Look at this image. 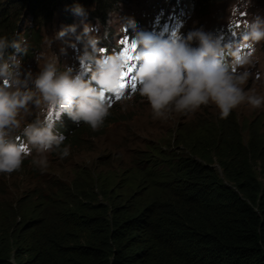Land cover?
Listing matches in <instances>:
<instances>
[{
    "label": "clouds",
    "instance_id": "1",
    "mask_svg": "<svg viewBox=\"0 0 264 264\" xmlns=\"http://www.w3.org/2000/svg\"><path fill=\"white\" fill-rule=\"evenodd\" d=\"M256 1L251 10L245 0L232 4L228 10L230 15H226L228 21L224 20L223 25L218 24L222 19L217 18L226 10L210 20L203 19L202 24L210 32L188 24L201 7V0H168L152 5L148 0L147 5L139 4L137 8L132 5L134 0H123L108 12L104 21L94 14L86 15V10L76 5L74 18L90 21L76 38L83 46L74 43L75 51H65V47L58 50L54 57L45 60L34 78L30 71L21 72V55L28 52L25 38L19 34L11 40L0 37V174H19L28 161L43 172L49 167V160L66 162L70 145L74 151L85 140L100 133L103 136L99 139H106L108 134L104 130L119 137L118 125L125 118H114L117 117L114 113L125 102L150 105L153 119L160 120H168L175 113H194L211 103L219 110L218 117L213 121L207 115L194 127L200 141H207L209 136L214 141L221 126L219 118L230 117L226 123H235L244 145L251 136H256L260 146H264V119L257 114L241 117L237 110L233 111L241 104L253 109L264 107V95L254 88L245 90L250 81L264 83V0ZM120 5L126 9L123 11ZM115 11L127 13L125 23L118 29L108 27ZM95 23H99L100 28L93 34ZM69 28L75 32L74 25ZM67 31L61 29L56 38L64 37ZM126 42L127 46L132 42L135 45L134 53H130L131 61L122 51ZM261 47L262 55L256 63L255 53ZM9 48L13 53H8ZM29 80H32L30 87ZM30 105L35 106L40 115H32ZM29 114L31 119L25 121ZM120 114L123 113L116 115ZM124 124L125 121L122 127ZM137 128L134 125L128 133ZM191 146L181 141L174 145L177 155L173 168L153 193L150 189L154 188L155 179L149 176L151 173L146 175L148 182L143 187L117 185L114 179L121 175L122 168L116 172L118 165L113 162L124 150L122 145L108 144L103 151L93 152L88 159L93 164L78 173L86 176L87 185L73 186L62 174H39L38 179L36 176L3 184L0 229L11 240L17 235L36 232L34 225L47 217L57 199L65 201V187H69L71 193L81 194L83 201L104 203L110 208L111 199L116 195L132 200L133 209L139 212L146 203L166 191L168 185L165 184L175 178L177 163L184 157L208 163L223 177L216 155L206 161L207 158L204 160L191 151ZM136 153L140 154L135 162L145 170L147 157L142 150ZM123 170L127 173L124 166ZM118 204L129 205L125 200ZM67 206L80 210L78 203ZM13 250L11 247L9 260L16 264Z\"/></svg>",
    "mask_w": 264,
    "mask_h": 264
},
{
    "label": "trees",
    "instance_id": "2",
    "mask_svg": "<svg viewBox=\"0 0 264 264\" xmlns=\"http://www.w3.org/2000/svg\"><path fill=\"white\" fill-rule=\"evenodd\" d=\"M120 1L0 0V37L30 39L21 57H32L55 10L68 24L76 5L104 21ZM229 118H219L214 141L189 139L204 160L218 157L223 177L208 163L181 158L166 191L139 212L132 200L116 195L110 208L65 187V201L57 199L36 232L11 240L0 229V264H13L11 247L16 264H264V146L256 136L244 145ZM124 200L129 205L118 204ZM76 203L79 211L67 206Z\"/></svg>",
    "mask_w": 264,
    "mask_h": 264
},
{
    "label": "rangeland",
    "instance_id": "3",
    "mask_svg": "<svg viewBox=\"0 0 264 264\" xmlns=\"http://www.w3.org/2000/svg\"><path fill=\"white\" fill-rule=\"evenodd\" d=\"M147 1L148 0H141L140 2V0H134L132 5L137 8L140 5H147ZM160 1L164 2L168 0H149V4L152 5L153 2L157 4ZM238 1L239 0H212L210 3L205 5L204 8L202 7L201 9V7H199V9L195 11V16L189 20L188 24H191V26L194 28H202L204 31L210 32L209 28L202 24L203 19L204 21H207L208 18L210 20V18L220 15L221 11L226 10L223 16L217 18L220 20L222 19V23L218 24H225V22L228 21L226 15H230V13H228V10L230 9L229 7L232 6V4H238ZM255 3L258 2L256 0H245L248 10L253 9V5ZM132 5L129 7L132 8ZM257 6H259V4H257ZM121 7L123 6L120 5L119 8ZM125 9L126 8L123 7V11ZM138 9H141V7ZM114 13L115 15H112L109 18L108 27L118 29V26L120 27L121 23H125L126 20L124 19V16L127 13L124 14L123 12L120 13L119 11H115ZM60 19L61 14L59 9H57L53 13V16L51 15L50 19L40 26L41 37L39 47L34 49V55L32 57L29 56L24 59L20 58L22 61V74H26L30 71L34 78L41 71L45 60L49 57H54L58 50H61L65 47V51H75V44L83 46V43H77L78 41L76 38L79 34L83 33L85 24L88 25L90 21H86L83 17L75 16L73 22L68 25L63 23V21ZM224 20L225 22H223ZM211 21L213 24V20ZM22 22V29H24L25 26L30 25L29 18ZM73 25L75 26V32L69 28V26ZM92 27L94 28L93 34H95L96 29L100 28V24L95 23L92 25ZM61 29H68V31L64 37L58 39L56 38V35ZM26 41L28 42V46L31 47L30 39H26ZM49 41H51V43H49ZM262 50L263 47L259 48L255 53L256 63L259 62L257 60L262 55ZM31 81L32 80H29V87ZM253 88L258 94L264 95L263 82L250 81L249 84L245 85L246 91ZM29 108L32 115H40L39 110L35 108V106L30 105ZM236 110L241 117L245 115L251 117L257 114L264 119V107L253 109L247 104H241L233 111ZM218 112L219 110L217 107L210 103L209 105H206V107L201 106L200 109L194 113H175L168 120H160L153 119L150 105L148 106L144 103L139 104L138 102H134L133 104L125 102L121 107H119V109L115 110V113L113 111L114 115L117 116L114 118H125V120H123L125 121L124 126L122 127L123 121H121L118 125L120 129L115 128L117 131H119L118 133H120L119 137L117 135L114 137L111 135V132L104 130L108 134V137H106L104 140L99 139L101 136H103V133H100L99 136H97V134L92 136L91 140H85V142L80 147L77 146L74 151L71 150L73 147L70 145V155L66 157L67 161L60 163L56 159H52L51 161L49 160V167L43 172H41L38 168L35 169L36 167L32 165L31 161H28L23 164L19 174L16 172H13L10 175L0 174V190L3 184L6 186L9 183L33 178L39 174H42L43 176L62 174L68 177L65 180H71V185L73 186L87 185V180L85 178L86 176L84 174L78 173L87 167V165L93 164V161L88 160L93 152H96V150L103 151L105 149V145L108 144L111 146L122 145V149L124 150L120 152L118 160L113 162V165H118L116 172L119 168H122L120 170L121 175L114 179V181H117V185L119 187L126 185L127 187L132 188L143 187L148 182L146 175L151 173L149 176L155 179L153 184L154 188L151 186L150 189V191L153 193L154 190L158 191L160 187L159 185L162 184L163 178L167 177L173 168L172 162L177 155L174 145L179 143V141H181L184 145L190 143L188 140L196 135L197 129L194 127L199 124L200 121H202L203 117L208 115L209 118L215 121L216 116L218 117ZM118 113L123 114H120V116L116 115ZM29 116L30 114L26 116L25 121L29 119ZM212 120H210V125H213ZM134 125H136L138 128L128 133V130L133 128ZM86 141H90L91 143L88 144ZM138 150H142L145 157H147L145 170H141V167L135 162L139 159L138 155L140 153H136ZM123 166L127 169V173L124 172ZM38 178L39 176H37L35 179ZM105 182L106 187L108 188L109 179L106 178Z\"/></svg>",
    "mask_w": 264,
    "mask_h": 264
},
{
    "label": "snow or ice",
    "instance_id": "4",
    "mask_svg": "<svg viewBox=\"0 0 264 264\" xmlns=\"http://www.w3.org/2000/svg\"><path fill=\"white\" fill-rule=\"evenodd\" d=\"M135 50V45L134 42H132L130 44V46H127V42H126V46L122 49V51L129 56V61H131L132 55H130V53H134Z\"/></svg>",
    "mask_w": 264,
    "mask_h": 264
}]
</instances>
